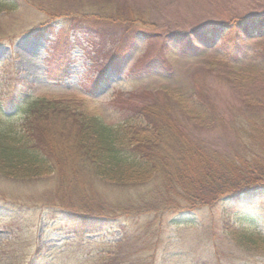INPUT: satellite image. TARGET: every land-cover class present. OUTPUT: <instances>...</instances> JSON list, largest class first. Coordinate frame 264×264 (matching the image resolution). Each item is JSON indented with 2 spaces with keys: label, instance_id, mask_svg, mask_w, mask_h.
I'll use <instances>...</instances> for the list:
<instances>
[{
  "label": "rangeland",
  "instance_id": "374dc122",
  "mask_svg": "<svg viewBox=\"0 0 264 264\" xmlns=\"http://www.w3.org/2000/svg\"><path fill=\"white\" fill-rule=\"evenodd\" d=\"M13 1L15 10L0 13L3 125L8 121L3 115L11 125L21 123L20 106L26 99L44 98L67 107L68 126L73 113L116 125L124 115L113 101L161 103L166 94L178 101L171 108L172 121L182 130L178 128L177 148L194 138L220 154L246 153L234 143L228 123L237 110L251 114L264 108V31L242 35L235 30L227 45L217 38L193 51L168 36L264 16V0ZM233 48H239L237 57L225 56ZM194 89L205 105L194 101ZM51 122L62 124L63 119ZM42 123L37 138L65 137L49 121ZM66 140L74 156L75 141ZM162 150L174 151L164 144ZM81 154L77 150L72 159L59 155L58 163L84 168ZM60 176L17 181L0 174V264H98L126 234L136 242L135 260L144 264H264V246L256 252L233 243L255 230L264 237V198H224L210 208L179 213L153 211L143 202L119 210L118 204L133 200L131 192L137 190L86 176L90 189L84 196L70 188L84 185L85 179L65 173L61 180L66 187ZM78 210L116 218L113 225L91 226L61 215Z\"/></svg>",
  "mask_w": 264,
  "mask_h": 264
},
{
  "label": "trees",
  "instance_id": "16d2710c",
  "mask_svg": "<svg viewBox=\"0 0 264 264\" xmlns=\"http://www.w3.org/2000/svg\"><path fill=\"white\" fill-rule=\"evenodd\" d=\"M13 3V0H0V13L7 14L15 10ZM235 30L242 35L262 32L264 16L236 19L232 23L199 31L175 33L169 35L168 39L177 41L180 46L193 51L199 43L211 44L217 38L220 39V45H227L225 42L228 34ZM191 39L196 40V44H193ZM237 50L239 51V48H233L224 54L236 58ZM260 52L264 55V46ZM161 67L166 68L162 64ZM196 89L194 101L200 106L205 105L201 100L202 95ZM163 95L165 96L161 103L158 100L141 104L128 100L113 101V106L123 111L124 115L122 122L116 125L105 124L97 116L73 113L75 120L68 126L67 123L71 122L68 114L71 113L67 107L44 98L26 99L21 102L20 108H23L24 117L19 125H11L5 115L4 118L8 120L5 121L6 124L3 125L0 120V174L17 181H29L43 175H54L58 180L61 175L62 181L61 179L65 180V173H71L78 179H85L84 181L88 176V179L101 180L116 188L137 190L133 195L131 192L130 198L133 200L128 198L118 204L119 210L134 208L139 202H143L149 205L144 204L145 207L153 211L173 210L179 213L201 207L210 208L224 198L236 202L264 198V108L252 111L251 114H238L240 111H236L234 119L228 124L235 137L234 143L238 147L246 148V153L220 154L194 138L184 140L187 147L183 145L177 148L181 141L177 139L180 133L179 127L172 121L174 114L171 108L178 105V101L176 97ZM11 106L12 104L9 107ZM59 118L63 119V123L52 125L51 121ZM47 121L54 130L61 131L65 137L48 139L45 135L37 138L36 132L41 129L42 122ZM68 129L74 133L68 135L71 133ZM66 139L75 141L74 156L77 150L83 153L79 157L86 158L84 168H81L82 165L79 169L70 165L68 168L59 165V155L68 159L74 157L69 151ZM162 144L174 151H160ZM62 183L68 186V183ZM83 184L85 186L71 184L70 192L74 188L85 196L86 191L90 189V182ZM61 215L67 219L72 216L71 219L82 224L92 222L91 226L113 225L116 218L83 210L62 212ZM241 237L243 240H233L235 246L262 252L259 247L264 246L262 233L255 230L253 235L245 233ZM246 242L251 243L253 247L248 246ZM133 244L136 242H131L128 235H124L121 241L116 243L115 250H108L105 255L100 256L98 264H140L141 262L134 258L139 256V251L132 250Z\"/></svg>",
  "mask_w": 264,
  "mask_h": 264
}]
</instances>
